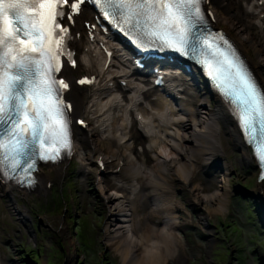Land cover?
Segmentation results:
<instances>
[{
	"label": "bare ground",
	"instance_id": "1",
	"mask_svg": "<svg viewBox=\"0 0 264 264\" xmlns=\"http://www.w3.org/2000/svg\"><path fill=\"white\" fill-rule=\"evenodd\" d=\"M207 6L215 13L217 26L232 38L264 88V0H208ZM93 16L85 7L77 19L79 37L73 40L77 67L74 72L64 73L71 83L68 97L73 102V113L87 123L82 133L74 135L73 159L86 167L83 176L91 167L96 171L97 190L108 215L105 240L120 256L121 263L139 264L137 260L145 257L147 264H166L180 247L173 233L178 225L175 212L180 210L167 198L174 186L187 190L193 207L203 212L201 220L207 221L224 210L228 192L224 188L225 193L206 194L207 187L198 182V175L209 160L217 157L223 132L242 151L244 161L251 157L217 99H212V107L205 103L210 95L198 87L195 71L177 75L178 69L140 70L113 35L97 29L92 38L88 35L82 22L96 25ZM81 73L94 76V84L77 88L74 80ZM158 76H162L161 86L156 85ZM196 96L200 97L199 103ZM138 141L144 145L136 149ZM193 145L197 150H192ZM50 168L55 179L65 177L64 166ZM220 169L226 175L227 170L223 166ZM37 176L34 192L45 193L51 176L44 171ZM0 193L9 197L12 190L0 181ZM258 195L263 207L261 183ZM148 199L152 200L149 214L142 216L139 208ZM11 202L17 206L16 201ZM16 208L13 211L17 215L20 211L19 216L25 218L22 212L26 211ZM156 215L162 224L147 222Z\"/></svg>",
	"mask_w": 264,
	"mask_h": 264
},
{
	"label": "snow or ice",
	"instance_id": "2",
	"mask_svg": "<svg viewBox=\"0 0 264 264\" xmlns=\"http://www.w3.org/2000/svg\"><path fill=\"white\" fill-rule=\"evenodd\" d=\"M87 2L0 0V181L31 188L39 162L72 154L73 105L65 97L70 82L57 74L76 60L67 51L70 24L62 21L74 22ZM92 2L139 49H171L203 66L238 118L264 182V88L225 35L207 30L205 0Z\"/></svg>",
	"mask_w": 264,
	"mask_h": 264
},
{
	"label": "rangeland",
	"instance_id": "3",
	"mask_svg": "<svg viewBox=\"0 0 264 264\" xmlns=\"http://www.w3.org/2000/svg\"><path fill=\"white\" fill-rule=\"evenodd\" d=\"M230 10L236 12L232 7ZM250 56L255 59L251 52ZM196 77L198 87L203 89L201 78ZM207 99L205 103L214 106V98L207 96ZM195 101L199 103L200 97L196 96ZM80 133L81 130L75 132L77 136ZM143 145L144 142L138 141L134 148ZM192 150H197L195 145ZM217 153L208 165L202 163L201 169L205 165V170L199 173L198 182L206 185L208 195L225 193L226 188V206L202 221L203 212L193 207L187 190L176 184L167 198L180 210L175 212L178 225L173 230L180 247L168 264H264V213L262 208V213L258 210L257 200L243 197L248 192L260 199L255 162L251 156L244 161L242 151L227 132L221 135ZM61 166L66 174L60 180L55 179L50 167H42L41 171L50 174L52 180L45 193L12 191L9 197L17 206L0 193V264H47L48 260L49 264H122L120 256L105 240L108 215L97 190L96 171L91 167L88 175L83 176L86 167L75 159ZM220 166L227 170L226 175L220 173ZM261 185L264 192V183ZM151 201L141 204L140 215L149 214ZM16 207L26 211L22 212L25 218L19 216L20 211L18 215L13 211ZM155 218L161 217L156 215L147 222L162 224ZM30 249L38 252L39 261L31 258Z\"/></svg>",
	"mask_w": 264,
	"mask_h": 264
},
{
	"label": "water",
	"instance_id": "4",
	"mask_svg": "<svg viewBox=\"0 0 264 264\" xmlns=\"http://www.w3.org/2000/svg\"><path fill=\"white\" fill-rule=\"evenodd\" d=\"M243 145V144H242ZM244 146V145H243ZM244 148L246 149V150H248V147H246V146H244ZM234 151L235 152H239L240 153V151L238 150V149H234ZM256 167V166H255ZM245 190V189H244ZM246 196H249V197H251V198H253V199H255V200H257V202L259 203V208H258V210L261 212V208H262V212L264 213V206L262 207V204H261V202H260V200L257 198V197H255L252 193L251 194H249L248 192L246 193V195H244L243 197H246ZM261 212V213H262ZM263 218H264V216H263ZM29 236H30V234L31 233H27ZM32 235V234H31Z\"/></svg>",
	"mask_w": 264,
	"mask_h": 264
},
{
	"label": "trees",
	"instance_id": "5",
	"mask_svg": "<svg viewBox=\"0 0 264 264\" xmlns=\"http://www.w3.org/2000/svg\"><path fill=\"white\" fill-rule=\"evenodd\" d=\"M251 213H252V211H251ZM253 214V213H252ZM263 241H264V238H263ZM250 249V248H249ZM30 251L32 252V257L31 258H33L34 259V261L36 260V262H37V260L39 261V259H38V252H36V250L35 249H30ZM40 254H42V249H41V252H40ZM31 256V255H30ZM255 258V257H254ZM242 261V259H240L239 260V262H241ZM49 262H50V260H48V264H49ZM242 263V262H241Z\"/></svg>",
	"mask_w": 264,
	"mask_h": 264
},
{
	"label": "flooded vegetation",
	"instance_id": "6",
	"mask_svg": "<svg viewBox=\"0 0 264 264\" xmlns=\"http://www.w3.org/2000/svg\"><path fill=\"white\" fill-rule=\"evenodd\" d=\"M140 260V261H139ZM137 262L139 263V264H147V263H145V257H143V258H139L138 260H137ZM168 262V261H167Z\"/></svg>",
	"mask_w": 264,
	"mask_h": 264
},
{
	"label": "clouds",
	"instance_id": "7",
	"mask_svg": "<svg viewBox=\"0 0 264 264\" xmlns=\"http://www.w3.org/2000/svg\"><path fill=\"white\" fill-rule=\"evenodd\" d=\"M264 183V182H263Z\"/></svg>",
	"mask_w": 264,
	"mask_h": 264
}]
</instances>
